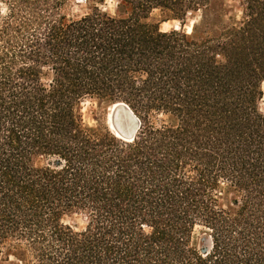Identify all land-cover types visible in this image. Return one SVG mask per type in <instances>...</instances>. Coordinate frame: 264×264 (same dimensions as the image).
<instances>
[{
	"label": "trees",
	"instance_id": "16d2710c",
	"mask_svg": "<svg viewBox=\"0 0 264 264\" xmlns=\"http://www.w3.org/2000/svg\"><path fill=\"white\" fill-rule=\"evenodd\" d=\"M115 1L0 0V264H264V0Z\"/></svg>",
	"mask_w": 264,
	"mask_h": 264
},
{
	"label": "rangeland",
	"instance_id": "374dc122",
	"mask_svg": "<svg viewBox=\"0 0 264 264\" xmlns=\"http://www.w3.org/2000/svg\"><path fill=\"white\" fill-rule=\"evenodd\" d=\"M225 2L233 7L234 14L236 19L239 21L242 19L243 10L241 8L240 0H225ZM105 10H108L112 13L115 12L116 9V1L115 0H108V4L104 7ZM87 11V6L85 0H73L72 6L69 7L68 14L71 17H79ZM6 14V5L0 2V20ZM203 12L191 13L189 15V19L185 26L186 31L192 33L193 28L195 25H198L201 22ZM163 14L159 9H155L151 14L152 21L160 22L162 30H169L172 29L176 25V29L179 28L177 25L178 22L174 20H169L166 22H162ZM203 33L199 34L197 38L204 39V33H209L212 35L214 32L213 30H209L208 32L201 30ZM264 89V83H263ZM111 106L109 103L103 102L99 99H88L82 105V114L84 118L85 125L87 127L92 128H102L105 124L108 125V117L110 115ZM261 110L264 112V98L260 104ZM109 126V125H108ZM110 128V127H109ZM65 222L67 224L73 225L74 227L80 229L83 227L85 223V219L80 215H70L65 217ZM197 237L198 242H201L203 239L200 235L199 230H197ZM8 264H16V260L13 258L11 263Z\"/></svg>",
	"mask_w": 264,
	"mask_h": 264
},
{
	"label": "water",
	"instance_id": "95a60500",
	"mask_svg": "<svg viewBox=\"0 0 264 264\" xmlns=\"http://www.w3.org/2000/svg\"><path fill=\"white\" fill-rule=\"evenodd\" d=\"M112 132L125 140L134 138L140 127V120L124 102L113 104L110 112Z\"/></svg>",
	"mask_w": 264,
	"mask_h": 264
},
{
	"label": "bare ground",
	"instance_id": "6f19581e",
	"mask_svg": "<svg viewBox=\"0 0 264 264\" xmlns=\"http://www.w3.org/2000/svg\"><path fill=\"white\" fill-rule=\"evenodd\" d=\"M113 107V105L111 106V108ZM110 112H111V110H110ZM141 123V122H140ZM108 125H109V127H110V129H112V126H111V116L109 115V117H108ZM113 130V129H112Z\"/></svg>",
	"mask_w": 264,
	"mask_h": 264
},
{
	"label": "crops",
	"instance_id": "0c3cea01",
	"mask_svg": "<svg viewBox=\"0 0 264 264\" xmlns=\"http://www.w3.org/2000/svg\"><path fill=\"white\" fill-rule=\"evenodd\" d=\"M177 25L180 27L179 23ZM173 28H176V25Z\"/></svg>",
	"mask_w": 264,
	"mask_h": 264
}]
</instances>
